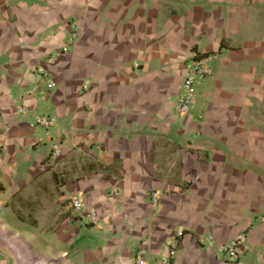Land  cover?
Masks as SVG:
<instances>
[{
    "label": "crops",
    "instance_id": "obj_1",
    "mask_svg": "<svg viewBox=\"0 0 264 264\" xmlns=\"http://www.w3.org/2000/svg\"><path fill=\"white\" fill-rule=\"evenodd\" d=\"M0 204L64 264H264V0H0Z\"/></svg>",
    "mask_w": 264,
    "mask_h": 264
},
{
    "label": "built area",
    "instance_id": "obj_2",
    "mask_svg": "<svg viewBox=\"0 0 264 264\" xmlns=\"http://www.w3.org/2000/svg\"><path fill=\"white\" fill-rule=\"evenodd\" d=\"M67 49L66 47L64 48ZM55 58L51 57L50 60L53 61ZM39 73L44 74L45 70L39 68ZM210 74V68L207 64V59L202 58L192 64L189 68L182 85V93L178 96V111L182 114H185L189 111V108L193 101L196 98L197 85L200 81ZM54 83H51V86ZM19 112L21 114H27V109L20 107ZM34 124L49 128L55 126L57 119L55 116L45 113H36L33 116ZM154 201H157L156 196H154ZM72 204L75 210H81L83 208V202L78 198L72 199ZM91 220L96 224L97 217L95 212L91 213ZM181 234V232H180ZM243 234H239L229 243H226L221 246V250L228 255L230 258H236L238 255V249L240 244L243 241ZM209 244L213 243V239L209 238ZM177 250L173 247L171 242H168L164 245L163 254L159 260L160 264H171V261L174 256H176ZM132 264H147V256L144 249H138L135 251V254L132 256Z\"/></svg>",
    "mask_w": 264,
    "mask_h": 264
},
{
    "label": "water",
    "instance_id": "obj_3",
    "mask_svg": "<svg viewBox=\"0 0 264 264\" xmlns=\"http://www.w3.org/2000/svg\"><path fill=\"white\" fill-rule=\"evenodd\" d=\"M2 212L0 204V250L6 253L14 264H64L61 258L50 256L36 248L24 234L10 229L3 220Z\"/></svg>",
    "mask_w": 264,
    "mask_h": 264
}]
</instances>
